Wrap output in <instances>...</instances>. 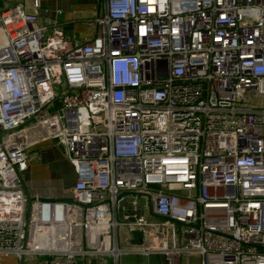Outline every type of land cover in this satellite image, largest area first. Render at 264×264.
Returning a JSON list of instances; mask_svg holds the SVG:
<instances>
[{
	"label": "built area",
	"instance_id": "built-area-1",
	"mask_svg": "<svg viewBox=\"0 0 264 264\" xmlns=\"http://www.w3.org/2000/svg\"><path fill=\"white\" fill-rule=\"evenodd\" d=\"M99 1L80 41L0 7V254L116 264L123 228L160 264H264V0ZM40 141L74 180L27 206Z\"/></svg>",
	"mask_w": 264,
	"mask_h": 264
},
{
	"label": "crops",
	"instance_id": "crops-1",
	"mask_svg": "<svg viewBox=\"0 0 264 264\" xmlns=\"http://www.w3.org/2000/svg\"><path fill=\"white\" fill-rule=\"evenodd\" d=\"M38 2V19L46 26L47 31L55 28L60 30L65 37L77 41L91 36L92 31L87 26V21L101 11L99 0H38ZM15 5H20L26 12L31 11L30 0H0L2 8H11ZM28 152L32 158L21 175L25 194L30 198H40L46 201L66 199L65 195H69L68 190L74 179L72 169L61 149L49 141H40L31 146ZM59 161L62 162L60 164L66 166L67 171L64 174L59 171ZM66 176L69 177V184H66ZM131 236L133 242H123L119 244L120 246L117 242V247L122 254L117 258L116 264H160L163 262L160 255L141 253L142 249L156 244H146L142 236L137 233H132ZM155 242L158 243V241ZM44 260L45 258L41 256H24L21 264H44ZM0 264H20V260L12 255L0 254ZM76 264L113 263L109 257H84L77 258Z\"/></svg>",
	"mask_w": 264,
	"mask_h": 264
},
{
	"label": "rangeland",
	"instance_id": "rangeland-1",
	"mask_svg": "<svg viewBox=\"0 0 264 264\" xmlns=\"http://www.w3.org/2000/svg\"><path fill=\"white\" fill-rule=\"evenodd\" d=\"M37 154V153H36ZM59 164L62 163L61 161L58 162ZM59 168L61 171V174H64L67 169H66V166L60 164L59 165ZM69 176V175H68ZM67 177V176H66ZM69 177L66 178V184H69ZM66 196V199H64V201H68V198L69 196L65 195ZM160 239L163 240V239H166V231L165 230H162L161 233H160ZM143 241L146 243V244H157L154 239V237L152 236L151 233H149V235H146V237L143 239ZM44 243H48V241L44 240L43 241ZM117 242H118V246H120L119 244L125 242V243H130V242H133V237L131 236L130 232L123 229V230H118V234H117ZM143 242V243H144ZM125 257H129V256H125Z\"/></svg>",
	"mask_w": 264,
	"mask_h": 264
},
{
	"label": "bare ground",
	"instance_id": "bare-ground-1",
	"mask_svg": "<svg viewBox=\"0 0 264 264\" xmlns=\"http://www.w3.org/2000/svg\"><path fill=\"white\" fill-rule=\"evenodd\" d=\"M43 208L38 209V221L33 225L32 230H31V234L34 235L36 233L37 227L40 229H43L45 226V223L42 221V218L40 217L43 214ZM57 209L55 210H50L49 213H56ZM64 250V247H61ZM36 250V248H33L32 251Z\"/></svg>",
	"mask_w": 264,
	"mask_h": 264
},
{
	"label": "water",
	"instance_id": "water-1",
	"mask_svg": "<svg viewBox=\"0 0 264 264\" xmlns=\"http://www.w3.org/2000/svg\"><path fill=\"white\" fill-rule=\"evenodd\" d=\"M24 188V187H23ZM24 191H25V189H24ZM26 199H27V206L29 205V203L31 202V201H33L35 198H30V197H28V195H26ZM38 201H46V200H44V199H40V198H38L37 199ZM22 259H23V257H20L19 258V260H20V264L22 263Z\"/></svg>",
	"mask_w": 264,
	"mask_h": 264
}]
</instances>
